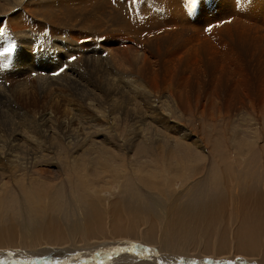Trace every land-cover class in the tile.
Wrapping results in <instances>:
<instances>
[{
    "label": "rangeland",
    "instance_id": "rangeland-1",
    "mask_svg": "<svg viewBox=\"0 0 264 264\" xmlns=\"http://www.w3.org/2000/svg\"><path fill=\"white\" fill-rule=\"evenodd\" d=\"M72 1L66 3L69 7L65 6L68 10L64 9V13L58 11L57 15L45 14L44 18L42 17L44 20L40 17L39 20L38 17L32 15L33 13L24 10L23 7L0 15L2 29H6L10 21L8 14L11 13L15 15V19L18 18V23L21 22V26L27 20L42 24V33L39 32L38 25L34 28V33L30 32L33 34V47L18 46L31 56L32 61L30 63L34 68L29 72L27 71L28 73L17 72V76H7L8 73L6 72L13 70L18 63V60H15L17 56L12 57L9 54L6 56V62L0 61V85L7 88L12 100L15 99V93L12 90L18 91V105L21 108L31 111L33 107L37 114H42L48 110L53 117L48 127L50 134L48 136L51 137L46 138L47 141L42 136L36 137L29 135V133L24 135L18 133L19 136H17L11 129L9 131L8 126L5 125L7 133L4 132L6 134L3 137L5 142L0 145V153L4 150L2 155L0 154V169L3 170L7 167L6 160L11 158L10 154L30 157L27 155L28 152L31 150L30 153H32L34 152L32 150H37L40 140L54 141L56 144L60 141L56 134H60V138L64 137L66 140L73 141L71 145L62 149L57 147L58 142L57 148L51 147L52 153L48 154L49 157L36 158L34 161L30 159L32 162H28L27 159L25 162V166L27 163L29 165L26 168L27 172L23 173L25 166H10V170L17 169L18 171L0 174V227L9 228L13 226V228L17 227L26 231L28 227H35L39 220L46 221L50 218H57L61 226L63 225L64 231L74 221H78L81 226H84L86 213L83 211L91 205L89 203L92 199L102 202L106 198H114L117 204L123 206L124 198L131 197V199L139 200L141 204L147 202L155 211V209L164 206L171 194L180 193L177 195L175 204L186 207L188 202L198 203L205 196L217 197L220 188L225 185L224 176L226 175H232L238 182L237 174H239L241 176L240 181L244 185H260V188L264 190V0H179L180 5L178 6L172 4L170 0H149L147 5H144L146 0H89L90 2L83 0L80 1L81 3L79 0ZM46 5L50 6L51 4L48 2ZM84 6L86 7L84 8ZM145 6L147 9H144ZM50 7L53 8V5ZM68 11L72 15L71 18L67 15ZM94 13L98 15L95 14L94 16ZM108 14L109 16H107ZM168 16L169 18L173 17V19L169 20ZM161 17L162 19L165 17V19L159 23L167 22V25L164 23L157 25L154 19L161 20L158 19ZM139 23H144L145 25H141L146 27H143V30L140 29L137 27ZM129 24L137 26L132 27L131 25L130 27ZM124 27L125 29H123ZM44 28L47 29L48 34L44 32ZM95 30L98 31L94 32ZM52 31L53 34H51ZM110 31H114V33L110 34ZM115 31L123 37H129L130 40L124 39V37L123 39H116L114 42L111 40L113 42L111 43L108 39L116 34ZM80 32L83 33L82 36L78 35V33L81 34ZM100 34L106 35L100 36ZM77 36H80L82 41L79 40L80 37L79 39L75 38ZM195 37L198 41H190V38L194 40ZM68 38L70 42L79 45V47L98 43L101 50H104L106 46H110L108 50L111 53L115 52L113 57L119 51V56L117 54L116 58H112V60L118 64L121 60L126 61L123 62L124 64L121 62V66L124 67L120 66L121 68H119L117 64L115 65L116 62L110 60L112 54L107 50V47L104 50L105 57L102 56L104 62L106 63V59L110 57L108 63L112 62L113 64H111L119 69L113 68L110 63L108 66L107 63L103 69L108 70L99 69L100 75L103 74L102 72L110 73L111 71L116 72V74L119 73L117 76L112 74L111 76L114 78L118 76L120 78L121 73L123 76L133 77L132 75H134L143 85H149L150 82L157 80L161 88L156 93V98L163 111L155 113L141 100L143 96L137 97L140 93H134L135 97L134 94L125 97L127 101L130 100V103L133 104H131L132 109L127 108L125 113L122 111L110 113L106 107H101L91 121L92 124L85 123L86 118L80 115L78 111L86 105L83 100L76 96L77 89L75 87L69 86L64 89L55 82H41L42 77H38L41 73L40 76H43L44 79L45 73L49 75L51 73L67 85L71 75L79 74L78 76L83 78L91 75L93 63L98 59L93 57L87 59L86 55H82L81 58V55L75 53L74 59L72 58V63L75 65L72 67L62 59V50L65 51V48L61 41L63 39L66 41ZM84 38H88V40ZM13 40L12 34L0 31V41L9 42ZM93 40L95 43L92 42ZM184 43L187 44L184 45V53H180L179 47H182ZM122 44H126L128 47L131 45L129 48L132 50L126 54L128 47ZM21 55L23 56V53ZM107 56L109 57L106 58ZM126 63H129L128 66ZM48 67L58 69L55 72H49L45 70ZM143 67L147 69H143ZM138 68L145 70L142 72L143 75L140 73L137 75ZM121 69L124 71L121 72ZM39 70L41 71L39 72ZM93 76L94 78L87 77V79H98L94 73ZM26 80L33 84L29 82L25 89L18 87L19 83ZM143 85L139 88H145ZM97 91L104 94V90L101 88ZM172 91L173 94H171ZM26 94L28 97L22 98ZM72 94H74L73 97ZM0 95L5 96L6 92L3 90ZM138 98H141L140 100L143 101L144 105L140 104L139 101L134 102ZM165 99L166 101H164ZM83 110L87 111L86 108ZM85 112L83 111V113ZM134 112L140 113V116H136ZM98 115L100 116L98 117ZM182 134L186 135L183 137L184 139ZM104 136L106 138H103ZM172 136H175V139ZM137 139H143L141 143L146 141L149 148L145 145V149L149 150V154L146 150L142 154L130 156L133 154L131 151L134 145L132 144ZM193 140L198 141L199 146L203 145H201L203 151L188 150V145L185 144L191 143L195 146L193 142L196 141ZM101 141L104 143L113 142L112 145L115 143V147L117 146L118 149L117 153L106 150L104 148L106 146ZM185 141L186 143L183 144ZM14 146L20 150L17 148L18 152L14 151ZM96 146L104 147L101 149ZM123 146H125L124 150L122 149ZM94 148L101 150V153L94 151ZM42 166L47 171L42 169ZM40 170L46 172L38 174L37 171ZM20 173L26 174V178L23 179ZM192 175V179L186 181ZM165 180L171 181L176 190L173 187L169 188ZM155 184H157L158 189L154 188ZM178 187L182 190L178 191ZM155 203L160 207H157ZM37 216L40 217L37 218ZM33 232L37 233L38 229L33 230ZM34 235L37 236V234ZM202 238L204 242L208 240V236ZM60 243L62 242L60 241ZM55 247L48 254L45 252L39 253V255V251H35L37 256L34 255L35 248L19 247L17 250L9 248L14 251L15 259H11L10 263V259L7 257L8 259L1 260L0 264H58V260H60L59 262L65 261L64 264H68L66 263L68 261L71 264H118L119 262L122 264H142V260L139 259L143 257L141 253L135 249L131 251L121 249L118 245L108 244L107 246L108 254L106 257L109 258L113 255L110 262H95L94 256L98 255L94 252L91 253L90 249L87 251L85 245H79L78 248ZM9 249L0 248L1 251H9ZM207 249L209 253L210 248ZM230 252H235V249H231ZM26 253L28 256L25 255ZM11 254H4V257ZM188 262L224 264L225 261L222 257L216 259L205 256L193 257Z\"/></svg>",
    "mask_w": 264,
    "mask_h": 264
},
{
    "label": "bare ground",
    "instance_id": "bare-ground-1",
    "mask_svg": "<svg viewBox=\"0 0 264 264\" xmlns=\"http://www.w3.org/2000/svg\"><path fill=\"white\" fill-rule=\"evenodd\" d=\"M68 1H72V0H0V15L1 14L3 15L4 13L6 14V12H8V11H12V10L15 11V9L23 7L24 10L26 9L27 11L33 13L32 15H35V17H38V19H39V17H40V19H42V17L44 18L45 14H48V15L56 14L57 15L58 11H60V13H62V12L64 13V11H65L64 9L68 10V8L65 7L67 5L66 3ZM80 1H83V0H79V2ZM147 1L149 2V0H146V3H144V5L148 4ZM170 1L175 6L180 5L179 0H170ZM48 2H49V4H51L50 6L53 5V8L46 5V3H48ZM89 2H87V3H89ZM84 3H85V1H84ZM82 4H83V2H82ZM67 7H69V5H67ZM85 7L86 6H84V8ZM146 7L147 6H145L144 9ZM172 7H173V5H172ZM88 11H90V10H88ZM241 11H242V9H241ZM67 13H68L67 14L68 17L71 18L72 17L71 13L69 11ZM95 14L96 13H94L93 15L95 16ZM8 15H9L8 19L10 21L6 26V29L1 28L2 22H0V31H4L6 33L12 34L14 40L9 41V42L0 41V53H3V55H0V61L6 62L7 61L6 56L9 54L12 57L17 56L15 58V60H18L16 67L11 71L6 72V73H8L7 76H17V72H27V71L29 72V70H32V68H34L32 66V64L30 63V61H32L31 56L26 53L27 51L25 52V50L20 49L18 46L19 45H21V46L25 45L29 48L31 46L33 47L34 46V44H32V38H33L32 35L33 34H30V32L32 31V33H34L35 32L34 28L38 25L39 26V32L42 33L43 27H42V24H37L33 21L28 22V20L26 22H24L21 26V22L19 21L20 24L18 23V18L15 19V15L13 13L8 14ZM97 15L98 14H96V16ZM182 15H184V14H182ZM107 16H109V14ZM205 16H206V14H205ZM228 16H230V15H228ZM20 17H22V16L20 15ZM20 17H19V19H20ZM100 17H101V14H100ZM78 18H79V16L77 17V19ZM167 18H169V16ZM158 19H161V20L154 19L155 22L157 23V25L158 24L161 25L162 23H164V24L167 23V22L166 23L165 22L159 23L160 21L164 20L165 17H164V19H162V17L158 18ZM172 19H173V17L169 18V20H172ZM42 20H44V19H42ZM4 21H6V20H4ZM98 21L101 22L100 19H98ZM96 22H97V20H96ZM52 23H53V21H52ZM94 23H92V24H94ZM144 23H146V22H144ZM144 23H139L140 26L139 25L137 26L136 24L135 25L143 30V27H146V26H143L141 24H144ZM239 23H241V22H239ZM129 25L131 27L132 24H129ZM51 26L53 27V25H51ZM94 26H96V25H94ZM136 26H134V24L132 25V27H136ZM256 26H257V24H256ZM87 27H88V25H87ZM139 28H138V30L140 31ZM123 29H125V27ZM130 29H132V28H130ZM88 31H90V30H88ZM96 31H98V30H95L94 32H96ZM125 31H128V30H125ZM133 31H135L134 28H133ZM44 32L46 34H48L47 29H45V28H44ZM90 32H92V31H90ZM86 33H89V32H86ZM107 33H109V32H107ZM112 33H114V31H110V34H112ZM115 33L116 34H113V36L109 37L108 40L110 42H111V40H113V42H114L116 39L117 40L121 39V38L123 39L125 37V36L123 37L122 35H120L117 31H115ZM129 33H131V32H129ZM200 33H202V32H200ZM51 34H53V31L51 32ZM82 34L83 33H81V34L78 33V35H81V36H82ZM207 34H209V33L207 32ZM102 35L100 34V36H102ZM104 35H106V34H104ZM79 37L80 36H77L75 38L79 39ZM90 37H91V35H90ZM126 37L124 39L130 40V39H128L129 37L128 38H126ZM196 37H198V36H196ZM196 37L194 38V40L192 38H190V41H196V40L198 41V39ZM211 37H213V36H211ZM88 38L87 39L84 38V39L88 40ZM112 38H114V39H112ZM92 39H94V38H92ZM79 40L82 41V38ZM79 40H78V42H79ZM51 41H52V39H51ZM64 41H65L64 39L61 41L62 46L64 44V48H65V51L62 50L63 51L62 59H64V61L66 63H68V65H70V67L75 65L74 63H72L73 62L72 58L75 57L74 56L75 53L81 55V58L83 57L82 55H86L87 59H90L91 57L98 59V60L94 61V63H93L94 65L92 67L91 75L88 74L89 76H86V78H83L82 76L79 77L78 76L79 74L78 75H71L69 77V81L67 82L69 84H67V85L64 82L59 81V79L56 78L51 73H50V75L45 73L47 76L49 75L48 77L43 73L44 79H43V76H40L41 73L39 76L38 75L37 76L42 77L41 82H55L59 86L63 87L64 89L68 88L69 86L75 87L77 89L76 96L80 100H83L85 102V105H86L85 107L79 106L81 108L78 111V113L80 115H82L84 118H86L85 123L87 122L89 124H92L91 121H93L94 117L96 116L95 114H96L97 110L101 107H106L110 111V113H115L118 111L119 112L122 111L125 113L127 108L132 109V106H131L132 103H130V100L127 101V98L125 99V97H129V96H131V94H134V93L135 94L140 93V95L138 94L137 97L143 96L142 97L143 99L138 98V99L134 100V102L139 101L140 104H143V101H144V104L145 105L147 104L151 108V110L154 111L155 113H158V111H163V109L160 105V102L156 98V93L158 91H160V88H161L160 84L157 83L158 82L157 80H154L155 82H153V81L150 82L149 85H143V84H141L142 82H139V80L136 79V77H134V75H132L134 78L131 76H126V75L123 76L121 73L124 71V70H122L123 68L121 69V72H120V70H118L122 75V76L120 75V78H119V76L116 77L117 75H119V73L116 74V72H115L117 70L116 68L114 71L115 73H113V71H111L110 73L109 72H105V73L102 72L103 74H101V75H100L101 71L98 73L99 69H103L104 66L107 65L108 60L110 59V57L107 56L106 58L109 57V59H106L107 60L106 63L104 62L105 61L104 60V57H105V55H104L105 51L104 50L107 47H108L107 48V50H108L110 46H106V47L104 46L105 49L101 50L100 46H98V43L96 44L94 42V40L92 42H94L95 44H93L91 42L92 45L87 46V47H79V45L70 42L69 38H68V40L65 41V43H64ZM10 42H11V44H10ZM113 42H111V43H113ZM107 43H109V42H107ZM53 44H55V43L53 42ZM133 44H134V42H133ZM185 44L186 43H184L182 47H179L180 53L181 52L184 53L183 49L185 48V46H184ZM194 44L196 45V43H194ZM122 45H124V44H122ZM127 47H125V48H127ZM129 47L126 49L128 52L126 53V51H125L126 54H128L129 51L132 50V49L130 50ZM8 48H11L12 51L7 52L6 49H8ZM119 48H121V47H119ZM174 49H176V48H174ZM30 50H32V49H30ZM108 51H110V50H108ZM120 51L123 53V51L121 49H120ZM176 51H178V50L176 49ZM30 52L32 53V51H30ZM21 53H23V56L21 55ZM40 53L42 55V52H40ZM110 53H111V51H110ZM113 53L115 54L114 51H113ZM113 53H111L112 56H111L110 60L112 62L113 61L116 62L115 60H112V58L113 59L116 58L119 51L116 53L115 57H113L114 56ZM122 53H120V54H122ZM245 53H246V51H245ZM44 55H45V53H44ZM79 55H78V57H79ZM123 55H124V53H123ZM98 56H101V57H98ZM102 56H104V57H102ZM118 56H119V54H118ZM175 57H177V56H175ZM117 58L119 60V57H117ZM121 58H123V57L121 56ZM48 59H49V57H48ZM51 62H52V59H51ZM65 62H64V64H65ZM112 62H109V63L111 64ZM121 62L125 63L126 61L121 60ZM121 62H120V64H118L116 62L115 65L117 64L119 66V68H121L123 66V65L121 66V64H122ZM109 63H108V66H109ZM128 64L129 63H126L127 66H128ZM112 67L114 68L117 66L112 65ZM166 67H168V66H166ZM129 68H130V66H129ZM136 68H137V66H136ZM136 68H135V70H137ZM144 68H146V67H143V69ZM57 69L58 68L48 67L45 70H48L49 72H55ZM126 69H127V67H126ZM143 69H139L138 72L136 71L137 75H138V73L142 74V72L145 71ZM105 70L107 71L108 69H105ZM40 71L41 70H39V72ZM77 73H78V71H77ZM93 73L95 74V77L98 78V79H95L96 81L94 79H87V77L88 78H92V77L94 78ZM112 74H115L116 78L112 77L111 76ZM124 74H126V73H124ZM26 75H28V74H26ZM67 75H68V73H67ZM130 75H131V73H130ZM142 75H140V76H142ZM45 76L49 80H47L45 78ZM59 78H61V77H59ZM137 78H138V76H137ZM142 79H143V77H142ZM99 80H100V83H99ZM143 81H145V80L143 79ZM29 82L30 81H27V80L25 82H21V83H19L18 87H20L21 89H25ZM33 82H34V80H33ZM85 82H87V83H85ZM144 83H146V81ZM31 84H33V83H31ZM142 85L145 88H139ZM91 87H92V89H90ZM93 88H94V90H93ZM99 88L104 90L103 91L104 94H100L97 91ZM3 90L6 92V95L5 96L0 95V145L5 142V139H3V137H5L6 136L5 133H7L6 126H8L9 131L11 129V131L17 136H19L18 133H22V135H24L25 133H29V135H33L36 137L42 136L45 139L48 138L49 137L48 135H50L48 133V127L50 126V123L53 120L51 112H49L48 110H45L44 113L42 112V114H37L36 113L37 111L33 107L31 108V111L23 109L18 105V100H19L18 91H14L11 89L12 92L15 93V99L12 100L10 98L9 92L7 91V88L5 86L0 85V92H3ZM124 91H126V92H124ZM127 91H130V92H127ZM135 94L133 95L134 97H135ZM171 94H173V91ZM67 96H69V95H67ZM73 96H74V94H72V97ZM162 96H164V95H162ZM25 97H28V94L22 96V98H25ZM172 98L174 99V97H172ZM140 99L143 101L141 102ZM181 100H180V102H181ZM72 101H74V100H72ZM164 101H166V99ZM82 104L83 103L81 102V105ZM76 105H77V103H76ZM176 105H177V103H176ZM83 108H86L88 113H86L87 112L86 110H83L84 112L86 111L85 113H83V111H82ZM124 113H122V114L124 115ZM134 113H136V112H134ZM159 113H161V112H159ZM139 114L140 113H136V116H138ZM99 116L100 115H98V117ZM127 116H126V118H127ZM123 121H125V120H123ZM48 123H49V125H48ZM139 124H140V122H139ZM97 125H99V124H97ZM91 127H93V126H91ZM182 133H184V132H182ZM191 135H192V133H191ZM56 136H59V139H60V141H58L59 144H57L58 142H56L57 147H60V149H62L64 147L65 148L68 147L73 142L71 140H66L64 137L60 138V134L59 135L56 134ZM136 136H137V134H136ZM31 137H29V138L31 139ZM183 137H186V135L182 134V138ZM23 138H24V136H23ZM76 138H78V137H76ZM103 138H106V137L104 136ZM51 140H53V139H51ZM142 140L143 139H139V140L137 139V141H134L135 143L132 144V145H134L132 148V151L130 150L133 154L131 153L132 155H130V156L142 154V152H145L146 150H147L146 152L149 154V152H148L149 150L145 149V145L147 146L148 144L146 143V141L141 143ZM46 141H47V139H46ZM46 141L40 140L38 146L36 145L38 147V149L32 150V151H34L32 153H30L31 150H30V152H28L29 154H27V155L30 157L21 156L18 154L17 155L10 154L11 158L9 160H6V162H7L6 166L7 167L3 170L0 169V174L12 173V171L17 170V169L10 170L9 169V168H11L10 166L24 167L25 162H27V159H28V162H32L31 160L34 161V160H36V158L49 157L48 154L52 153L51 147L55 148L56 144L54 141H51V142H46ZM193 141H196V140H193ZM101 142L106 147H104V146H96V147L101 148V149H102V147H104L106 150H109L110 152H116L118 150L117 146L115 147V143H114V145H112L113 142H108V143H106V142L104 143V141H101ZM197 142L198 141L193 142V144L195 146H193L191 143L185 144L186 141L183 144L188 145V150L193 149V150H196L197 152H199L200 150L203 151V149H201L202 144L199 146V144ZM6 143H7V141H6ZM10 144H11V142H10ZM23 144H24V142H23ZM20 146H21V144H20ZM189 146H191V147H189ZM124 147L125 146H123L122 149ZM2 148L4 149V147H2ZM5 148H6V146H5ZM17 148H18L17 146H14L13 150L18 152ZM147 148H149V146H147ZM185 148H187V147H185ZM18 149L20 150V148H18ZM27 149H28V147H27ZM3 151L1 153H3ZM94 151H99L101 153V150H99V149L94 148ZM104 152H107V151H104ZM20 153L23 154L22 151H20ZM53 154H54V149H53ZM117 156L120 157V155H117ZM183 157H185V156H183ZM122 158L124 159L125 157H122ZM178 159H180V158H178ZM37 161H39V160H37ZM27 165H28V163H27ZM27 165L24 167L23 173L27 172L26 171ZM31 166H33V165H31ZM43 168L44 167L42 166V169ZM38 169H39V167H38ZM44 169L47 171L46 168H44ZM19 170H21V169H19ZM46 171L40 170L37 172H38V174H40V173H43ZM243 171H245V170H243ZM243 171H241V172H243ZM245 172H247V171H245ZM20 175L23 176V179L26 178V174L20 173ZM237 175H238L237 178L239 180L238 182L235 180V178L232 177V175L224 176L225 177V183H224L225 185H224V187L220 188V192H219L217 197L210 198L211 195L209 197L205 196V198L202 199L198 203L188 202V206H186V207H180V206H177L175 204V201L178 198L177 195H179L180 193L179 194H171V196L166 200L163 207H160L157 203H155V205L157 207H160L159 209H161V210L155 209V211L153 210V208L151 206H149V204L147 202L141 204V202L139 200H137L136 198L131 199V197L130 198H124L123 206H122V204H119V203L117 204L116 201L114 200V198H112V199L106 198L105 201H102V202L100 201L101 203L99 202V200L92 199V201L89 203L91 205H89L88 208H85L83 211L84 213H86L84 226H81V223H79L78 221H74V223L70 224L68 226L67 230L64 231L62 228L63 225L61 226V224L57 218H50L49 220H46V221L39 220V223L35 227H28L26 229V231L21 230L15 226H14L15 228H13V226H10L9 228H5V227L1 226L0 227V248H3V249L12 248L13 250L14 249L17 250L19 247H29L30 249L35 248L34 255L37 256L35 254V251H39L38 254L39 253H45V252H46V254H48V253L52 252V249L56 248L55 246H61V247L66 246V247L71 248V247H77L79 245L80 246L85 245V248H87V251H88V249H90L91 253L94 252L96 255H98V256H94L95 262H98V261L110 262L112 260L113 255H111V257H109V258L106 257V255L108 254V247H107L108 244H112V245H118L119 248L124 249V250H128V251L135 249L137 252L141 253L143 256V257L139 258L140 260H142V264H172V262H173V264H175V261L178 264H207V263H203V262H198V263H189L188 262L189 259H191L193 257H205V256H209V257L216 258V259L218 257H222V259H224V261H225L224 264H264V190H262L260 188V185H253V184H250L248 186L244 185L240 181L241 176H239V174H237ZM192 177H193V175L188 177L186 181L192 179ZM165 181H166V185H168L169 188L173 187L174 190H176L171 181H169V180H165ZM154 188L158 189L157 184H155ZM177 190L181 191L182 188L178 187ZM216 195H217V193H216ZM172 197H173V199H172ZM38 217H40V216H37V218ZM36 229H38V232L34 233L33 230H36ZM34 234H37V236H35ZM205 236H208V240L206 242H204V239L202 238ZM60 241L62 243H60ZM67 244H69V245H67ZM208 247L210 248L209 253H208V249H207ZM233 248L235 249V252H230V250ZM12 249H9V251H5V250L1 251L0 250V261L1 260L3 261L7 257H9V259H10L9 261L11 263V259H15V256H16L15 254H13L14 251H11ZM73 252H75V251H73ZM203 252H205V254H203ZM7 253L8 254L12 253V254L9 256L6 255V257H4V254H7ZM16 253H17V251H16ZM25 255H27V253ZM59 255H60V253H59ZM18 257H20V256H18ZM72 260H74V259H72ZM59 261L60 260H58V264H64V262H65V261H63V262H59ZM66 263L71 264V263H69V261ZM118 264H122V263L119 262Z\"/></svg>",
    "mask_w": 264,
    "mask_h": 264
},
{
    "label": "snow or ice",
    "instance_id": "snow-or-ice-1",
    "mask_svg": "<svg viewBox=\"0 0 264 264\" xmlns=\"http://www.w3.org/2000/svg\"><path fill=\"white\" fill-rule=\"evenodd\" d=\"M6 51H7V52H11L12 49H11V48H8V49H6ZM0 55H3V53H0ZM73 59H74V58H73Z\"/></svg>",
    "mask_w": 264,
    "mask_h": 264
}]
</instances>
